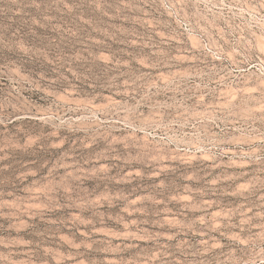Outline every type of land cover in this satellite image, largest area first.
Here are the masks:
<instances>
[{"label": "rangeland", "instance_id": "1", "mask_svg": "<svg viewBox=\"0 0 264 264\" xmlns=\"http://www.w3.org/2000/svg\"><path fill=\"white\" fill-rule=\"evenodd\" d=\"M262 136L264 0H0V264H264Z\"/></svg>", "mask_w": 264, "mask_h": 264}, {"label": "bare ground", "instance_id": "2", "mask_svg": "<svg viewBox=\"0 0 264 264\" xmlns=\"http://www.w3.org/2000/svg\"><path fill=\"white\" fill-rule=\"evenodd\" d=\"M262 140H264V136H262V137H250V138L238 137L232 142L234 147H226V148L223 149L222 152H224L226 154H230V155H238V154L239 155H242V154L244 155V154H248L250 152L254 153L255 151H258L257 150L258 148L255 147V148L250 149L251 147L249 148L248 146L253 144V143H255V142L262 141ZM237 162H241V163H244V164L247 163L246 161H237ZM143 264H147V263H143Z\"/></svg>", "mask_w": 264, "mask_h": 264}]
</instances>
